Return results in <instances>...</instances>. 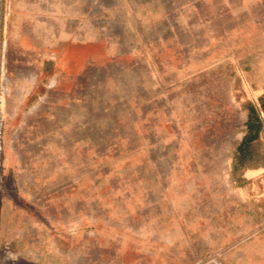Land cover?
<instances>
[{"label":"rangeland","instance_id":"obj_1","mask_svg":"<svg viewBox=\"0 0 264 264\" xmlns=\"http://www.w3.org/2000/svg\"><path fill=\"white\" fill-rule=\"evenodd\" d=\"M0 264H264V0H0Z\"/></svg>","mask_w":264,"mask_h":264},{"label":"trees","instance_id":"obj_2","mask_svg":"<svg viewBox=\"0 0 264 264\" xmlns=\"http://www.w3.org/2000/svg\"><path fill=\"white\" fill-rule=\"evenodd\" d=\"M262 125L261 119L259 118V115L257 114V111L254 107H251L249 119L247 121V129L248 132L243 139V142L240 146V151L243 152L245 146L256 140L259 136L260 127Z\"/></svg>","mask_w":264,"mask_h":264}]
</instances>
